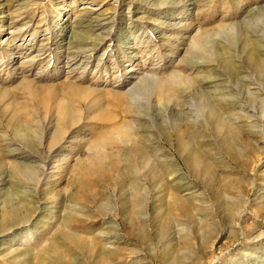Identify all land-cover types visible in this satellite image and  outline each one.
<instances>
[{"label": "rangeland", "instance_id": "obj_1", "mask_svg": "<svg viewBox=\"0 0 264 264\" xmlns=\"http://www.w3.org/2000/svg\"><path fill=\"white\" fill-rule=\"evenodd\" d=\"M17 29L36 41L0 45V264H264V0H0V43ZM174 71L208 106L171 86L125 108L119 81Z\"/></svg>", "mask_w": 264, "mask_h": 264}, {"label": "bare ground", "instance_id": "obj_2", "mask_svg": "<svg viewBox=\"0 0 264 264\" xmlns=\"http://www.w3.org/2000/svg\"><path fill=\"white\" fill-rule=\"evenodd\" d=\"M159 2V1H158ZM159 5H163V3H159ZM114 20H115V18H114ZM110 23V22H109ZM160 26V25H159ZM99 27H101V26H99ZM229 27V26H228ZM107 28V27H106ZM155 29V28H154ZM164 31V30H163ZM200 32V31H199ZM13 33V32H12ZM16 33V32H15ZM17 33H19L18 35L16 34V36H13V35H11V36H9L8 38H6L4 41H2L1 43H0V45L1 46H3L2 47V49L4 50V51H6L7 52V55L8 56H13L14 54H15V51H17V50H21L20 48H22V47H27L28 49H29V47H30V49L32 48L31 46H33V44L35 43V41H36V38H35V36L33 35V34H31L32 36H31V38H29L28 39V37L26 36L27 35V32H24V29H17ZM99 33V32H98ZM97 33V34H98ZM154 30L152 29V27H150V25H149V38H154L155 36H154ZM166 35V34H165ZM98 36V35H97ZM111 37H112V39L115 37V36H113V35H111ZM116 38H118V36H116ZM159 38V37H158ZM120 39L118 38V40L117 41H119ZM1 41V40H0ZM204 42V41H203ZM202 42V39H201V41H199V40H194L193 41V43H192V52L190 51V53H191V56H190V58H189V60H190V62L191 63H193V69H195V68H197L198 69V67H200V66H198V64L200 63V61L202 60V59H206V60H209V59H211L212 58V53L214 52V50H212V48H210V45H208L210 42L209 41H207L206 42V40H205V43H203ZM57 43H59L58 41H57ZM96 48V47H95ZM90 49V48H89ZM88 50V49H87ZM91 52V51H90ZM38 54V53H37ZM69 55V54H68ZM79 55V54H78ZM214 55V54H213ZM68 57V56H67ZM74 57L76 58V55H74ZM209 59H208V58ZM38 58H40V56L39 55H34V54H32V55H30V58H29V61H30V65H31V63L33 64V63H35L36 62V59H38ZM86 59H88V58H86ZM74 60V61H73ZM73 60H70V61H67V65H68V68H72V69H76V68H81L80 67V65L82 64V61L81 62H79V60H77V59H73ZM83 60V59H82ZM85 61V60H84ZM198 61H199V63H198ZM202 62H204V61H202ZM209 62V61H208ZM198 63V64H197ZM29 64V63H28ZM66 64V63H65ZM89 64H90V62L88 61V62H86V64L84 65V67H83V69H84V71L83 72H85V71H87L88 70V68H89ZM206 64H207V62H206ZM201 65V64H200ZM33 66V65H32ZM49 67V66H48ZM76 67V68H75ZM192 69V70H193ZM72 71V70H71ZM181 71V70H180ZM186 71H187V69H186ZM191 71V70H190ZM95 72V74H98V71H94ZM130 72H132V70H130L129 71V73ZM208 72V71H207ZM211 72V71H210ZM129 73H127V74H129ZM131 74V73H130ZM145 75V74H144ZM143 75V76H144ZM184 75V74H183ZM181 73H179V72H177V71H174L173 73H172V75H171V82L170 83H159L158 82V73L157 72H152V74L150 73V74H147L146 73V75L143 77V76H141V77H138L137 79H135V80H133V81H131V80H129V81H119L118 82V85L120 86V88L121 87H123L124 88V92H122L121 94H122V96H125V98H126V100H127V102H126V104L124 105V106H127V107H125V108H128V109H132L133 107L135 108V105L137 106V108H135L136 110L138 109V108H143V104H140V101H139V103H137L136 104V101H138L139 99H140V97L142 96V97H144L143 95H139L140 93H142L140 90H138V88H140L141 90L143 89V91L144 92H146V90L148 91L149 90V88L151 89V91H152V94H153V92H154V95H155V89H156V87L159 89V91H162V92H164V94H167L166 93V91H168V89L172 86H174V87H178V88H183L184 89V87H185V90L187 89V92L189 93H191L192 95L194 94L195 96H197V97H199V98H201V100L202 101H205L206 102V104H207V106H208V103H207V101L205 100L206 99V95L205 94H208L207 93V91H205L206 89L208 90V87H200L201 85H200V83H198V84H194V83H192V81H190L188 78H186V77H184ZM97 76V75H96ZM201 76V75H200ZM136 78V76H135V73H133V75L130 77V78ZM202 78H204V77H202ZM210 78H212V77H210ZM210 78H208L207 80H213V79H210ZM129 79V78H128ZM215 80V79H214ZM135 81V82H134ZM163 82V81H162ZM203 84V83H202ZM206 85V84H205ZM152 87V88H151ZM155 87V88H154ZM82 89V88H81ZM80 88H79V91L81 92H83V91H85V89L83 90H81ZM145 89V90H144ZM210 89V88H209ZM213 89V88H212ZM170 90H171V88L169 89V93H170ZM158 91V90H157ZM251 91V90H250ZM79 92V93H80ZM86 92H87V89H86ZM140 92V93H139ZM149 92V94H151L150 93V90L148 91ZM211 92V91H210ZM258 92V91H257ZM257 92H253V93H250V95H251V97H253V99L254 100H256V99H258L260 96L258 95V93ZM168 93V94H169ZM118 94V93H117ZM142 94H144V93H142ZM157 94V93H156ZM159 94V93H158ZM261 94V93H260ZM120 95V94H119ZM153 96V95H152ZM159 96H161L160 94H159ZM169 96V95H168ZM262 96V95H261ZM150 98H151V96H150ZM150 98H149V100H150ZM208 99V98H207ZM141 100V99H140ZM145 100H147L146 99V97H145ZM149 100H148V102H147V107L148 106H150V102H149ZM163 100H164V98H163ZM151 101V100H150ZM166 101V100H165ZM152 102V101H151ZM159 102V101H158ZM161 102V101H160ZM167 102V101H166ZM63 103V105H62V110H63V113H62V117L64 116V120L66 121V122H68V123H70V121L71 120H73L74 118H72V117H74L75 116V114H76V112L73 110V109H71V107H70V105H68V104H66L65 102H62ZM146 103V102H145ZM165 103V102H164ZM168 103L169 104H175V103H173V100H172V98L170 99V100H168ZM178 103H181L180 101L178 102ZM178 103H177V105H178ZM204 103V102H203ZM135 104V105H134ZM166 104V103H165ZM145 105V106H146ZM152 105V104H151ZM157 105H158V103H157ZM156 105V106H157ZM176 105V106H177ZM160 106V105H159ZM167 106H171V105H167ZM153 106H151V109H153L152 108ZM155 107V106H154ZM160 107H162V106H160ZM164 107V109H165V106H163ZM162 107V108H163ZM172 107V106H171ZM207 108V107H206ZM134 109V110H135ZM146 109V108H145ZM148 109V108H147ZM136 110H135V112H136ZM139 110V109H138ZM142 110V109H141ZM105 111H107V112H109V110L108 109H106ZM127 111V110H126ZM143 111H145V110H143ZM148 111H149V109H148ZM160 111V110H159ZM106 112V113H107ZM128 112V111H127ZM126 112V113H127ZM134 112V113H135ZM144 113V112H143ZM178 113V112H177ZM131 114L133 115V113L131 112ZM136 114V113H135ZM126 115V114H125ZM144 115V114H143ZM178 115H179V113H178ZM106 116H109V115H106ZM129 121H131V119L129 120ZM134 121H135V119H134ZM134 121H131V123L132 122H134ZM140 122V121H139ZM72 123V122H71ZM130 123V124H131ZM121 124H124L123 122L121 123ZM128 126H130L129 125V123H128ZM127 127V126H126ZM14 128H16V127H14ZM111 128V127H110ZM30 129V128H29ZM58 129V128H57ZM112 129V128H111ZM125 129H127V128H124V130ZM62 130V129H61ZM59 131V130H58ZM123 131V130H122ZM26 132H29L28 130H26ZM26 132H25V127H24V125H19V127H17L16 129H15V134H26ZM108 132H111V131H108ZM129 132V131H128ZM56 133V132H55ZM59 133V132H58ZM106 133V132H105ZM122 134H124L123 132H122ZM121 136H123V135H121ZM124 136H125V134H124ZM123 136V137H124ZM94 150V149H93ZM65 160V159H64ZM16 166V165H15ZM19 167V166H18ZM14 168H16V167H14ZM17 169V168H16ZM25 169H28V167H26ZM18 171V169L16 170V173H18L17 172ZM16 173H14V174H16ZM18 175H19V173H18ZM17 175V176H18ZM24 176H25V174H24ZM32 176V175H31ZM75 206V205H74ZM34 213V212H33ZM30 216V215H29ZM6 218V217H5ZM25 236V235H24ZM30 237V236H29ZM70 237V236H69ZM23 238V237H22ZM74 239L75 238H78V236H75V237H73ZM28 239V237H25V240H27ZM76 240V239H75ZM30 241H32V240H30ZM30 243V242H29ZM52 247V245H48V248H51Z\"/></svg>", "mask_w": 264, "mask_h": 264}]
</instances>
